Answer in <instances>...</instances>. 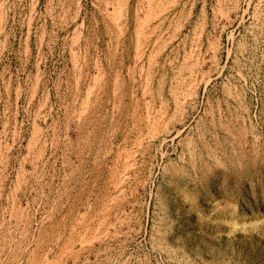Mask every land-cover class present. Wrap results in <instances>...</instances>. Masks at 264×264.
<instances>
[{
    "label": "rangeland",
    "instance_id": "obj_1",
    "mask_svg": "<svg viewBox=\"0 0 264 264\" xmlns=\"http://www.w3.org/2000/svg\"><path fill=\"white\" fill-rule=\"evenodd\" d=\"M0 264H264V0H0Z\"/></svg>",
    "mask_w": 264,
    "mask_h": 264
}]
</instances>
